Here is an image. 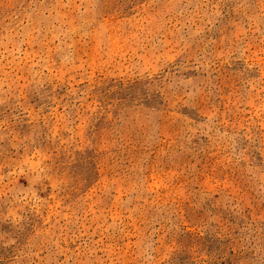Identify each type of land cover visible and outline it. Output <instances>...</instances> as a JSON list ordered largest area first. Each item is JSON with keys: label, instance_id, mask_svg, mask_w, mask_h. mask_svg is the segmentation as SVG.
I'll use <instances>...</instances> for the list:
<instances>
[{"label": "rangeland", "instance_id": "rangeland-1", "mask_svg": "<svg viewBox=\"0 0 264 264\" xmlns=\"http://www.w3.org/2000/svg\"><path fill=\"white\" fill-rule=\"evenodd\" d=\"M0 264H264V0H0Z\"/></svg>", "mask_w": 264, "mask_h": 264}]
</instances>
